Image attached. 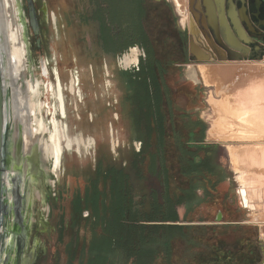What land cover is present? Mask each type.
Masks as SVG:
<instances>
[{
  "label": "rangeland",
  "instance_id": "rangeland-1",
  "mask_svg": "<svg viewBox=\"0 0 264 264\" xmlns=\"http://www.w3.org/2000/svg\"><path fill=\"white\" fill-rule=\"evenodd\" d=\"M38 1L41 2V0ZM42 1L44 4L47 3L48 11L39 12L41 32L35 33L31 25H28L31 58L34 64L39 65L40 78L45 79L46 82L50 81L52 89L56 82L55 70L56 68L59 70L67 99V117L64 121L68 123L70 133L76 135L81 132L86 138L92 136L96 139V143L90 147L82 146L80 150H76V147L73 150H66L63 154L57 184L54 187L46 184L42 186L48 195L47 202L50 204V212L43 210L44 206L40 200L36 201V206L33 205L30 208L28 226L30 229H35L34 239L36 238L40 243L36 264H57L58 259L64 258L67 243L70 244L71 253L76 250L78 253L76 255L80 256L82 247L90 242L91 230L87 227L86 221L80 222L81 228L75 232L73 237L72 233L60 229L59 224L64 221L60 209L61 206L68 205L74 191H82L87 180L96 175V169L101 160H104L105 166L117 164L128 167L134 192L141 197H146L147 205L154 193L162 194L163 187L158 176L148 170V159L138 168L132 165L135 153L139 152L137 147L141 143L142 149L143 142L136 136H132L130 122L121 112V99L126 93V87L123 85L125 77L123 72L128 71L135 75L140 71L141 64L139 67L137 64L125 68L120 63L121 56L136 44L116 48L118 41L115 40V43L114 39L119 30L124 32V27L120 20H116L118 27L111 24L113 22L108 15L111 0ZM187 6L191 10V5ZM24 7L26 8L25 3ZM144 7L143 23L151 38L154 41L159 39L155 44L161 57L164 58L167 54L169 59H181L180 48L177 44L178 41L180 44L179 33L181 32H184L185 46H190L191 52L187 53L191 64L168 66L171 77L179 82H187L191 88L190 94L194 95L193 98L188 99V104L187 99L180 98L171 101L168 99L165 105L169 124L165 157L171 192L179 193L186 181L180 172V158L171 127L172 116L184 141H188L191 137L189 122L203 120L206 124L205 143L219 144V160L231 174L229 181L214 190L210 197L197 204L193 210L187 211L184 204L177 206L179 219L184 225L186 236L175 240L171 257L160 253L154 264H264V215H262L264 214V175L262 182L258 184L260 189L257 185L256 194L260 195L259 197L256 195L258 197L256 203L259 207V213H257L261 217L256 219L254 213L244 203V198L251 201L250 196L247 190L241 188L230 154V148L233 145L236 149H241L246 147L245 145L264 144V122H262L264 118H261L264 109V98L262 99L264 93L255 92L258 89L252 84V86L249 85L250 87L241 86L243 79L250 80L260 74L254 66L264 65V43L263 46L256 48L255 53H239L238 51L239 54L222 57L224 59L218 55L220 59L217 60L216 57V60L209 61L208 65L214 69L223 68L224 64V67L227 64L228 66L237 64L240 68L236 69L235 74L230 78L233 81L229 79L228 82L224 81L227 83L224 84L218 82L217 79V83L214 80L211 85H206L202 73L198 71L196 54L191 51L192 35L182 24L181 15L173 0H144ZM54 14L57 16V22L53 19ZM139 48L141 57H144L145 50L141 46ZM43 60L48 70V75L44 76L41 68ZM249 66L254 68H250V71ZM73 75L80 78L79 87L83 97L77 92H70ZM246 86L248 90L245 91ZM240 88L242 90L245 88L244 92L240 91ZM254 88L256 90H253ZM254 93L257 95L255 96ZM251 95L255 99L252 98L253 96L250 97ZM211 96L222 100L227 98L226 105L230 101L229 106L236 105L241 110L240 112L248 107L253 116L255 115V120L253 118L252 122H242L234 128L233 132L232 127L227 125L226 127L229 128L223 138H209L208 132L216 119L213 106L209 102ZM237 99L240 101L238 102ZM42 100L50 102L51 106L54 105L55 99L51 90L42 95ZM46 109L44 108L45 114ZM254 113L262 114L261 116L257 114L261 120L258 121L259 123H256L257 115ZM48 114H46L47 118ZM53 119L56 124L57 114L55 112ZM254 121L258 125H263L255 124L254 126L252 125ZM114 135L118 143L115 148L112 143ZM201 136L202 128L199 127L194 143H197ZM251 168L258 173H261V170L264 172L263 168L255 166ZM219 212L223 215L221 221L217 220ZM34 217L35 220H33ZM13 263L12 256L10 264ZM76 264H79L78 260Z\"/></svg>",
  "mask_w": 264,
  "mask_h": 264
},
{
  "label": "trees",
  "instance_id": "trees-1",
  "mask_svg": "<svg viewBox=\"0 0 264 264\" xmlns=\"http://www.w3.org/2000/svg\"><path fill=\"white\" fill-rule=\"evenodd\" d=\"M139 1L142 23L144 0ZM132 7L128 0L113 8L114 11L109 4L111 24L118 27L116 20H120L125 35L133 32ZM141 28L146 33L142 25ZM147 51L151 53L149 48ZM164 71L163 68L156 69L154 64L142 63L135 75L123 72L126 93L121 101L122 113L130 122L132 136L137 135L136 138L143 142L132 165L138 168L148 159V170L158 176L163 192L154 193L147 205V198L134 192L128 167L105 166L101 160L96 175L87 180L84 189L74 191L72 211L68 214L72 219L69 230L72 237L81 228V221H86L91 230L90 242L82 247L80 256L76 255V250L72 252L79 264H154L160 253L171 257L175 240L186 236L177 206L184 204L187 211H191L231 179V174L219 160V144L205 143V122L201 119L189 122L191 137L188 142L182 140L172 116L180 172L186 181L179 193L171 192L165 157L168 98L159 75ZM199 127L202 136L194 143ZM84 211L89 215H83Z\"/></svg>",
  "mask_w": 264,
  "mask_h": 264
},
{
  "label": "bare ground",
  "instance_id": "bare-ground-1",
  "mask_svg": "<svg viewBox=\"0 0 264 264\" xmlns=\"http://www.w3.org/2000/svg\"><path fill=\"white\" fill-rule=\"evenodd\" d=\"M182 1L175 0L178 10H180L182 12L180 13L183 14L184 17H186V13L184 9H182L183 6L181 7ZM45 10L48 11L47 4ZM53 19H55V22H57L58 20L55 14ZM28 25L29 19L25 12L23 0H0V45L6 59V77L7 84L9 86L10 98V167L13 171L19 170L22 172L25 188L27 189L28 203L36 206V201L40 200L44 206L43 210L48 211L49 213L50 204L47 202L48 195L46 191L43 190L42 186L46 184L49 185V187H54L57 184V181L60 178V169L63 154L66 150H73L75 147L76 150H80L82 146L90 147L96 143V139L92 136L86 138L85 135L81 132L77 133L76 135H72L74 133H70L69 125L66 121H64V118L67 117V99L65 98L62 80L57 68L55 70L56 82L54 83L53 90L51 92L53 98L55 99L54 107L55 113L57 114V121L55 124L53 114L50 112L46 104V100H42V95H44L46 90V80L41 79L38 75L39 65L34 64V61L32 60L30 55L31 52L28 42ZM191 50L194 54L197 55L199 62L209 59L208 56H204L197 49L194 41L191 44ZM140 54V48L138 46H133L125 54H123V56H121L120 63H122L125 68H130L133 65H137L140 61ZM235 63L236 62H234V64ZM42 64H44V61H42ZM224 65L223 68L214 69L208 64L200 63L197 65V67L198 71L202 73L204 83L206 85H211V83L214 82V80L216 81L217 79L218 82H228V80L235 74L234 71L240 68V66H238L237 64L231 66H228L227 64L226 67H224ZM254 67L257 68L258 71H260V74L257 77H252L250 80L243 79V82L241 81V83H243L244 85L242 84L241 86H249L252 84L256 89H258L256 90L254 88L253 90H256L255 92L264 93V65L260 64ZM254 67L249 66V70L250 68ZM231 81H233V79ZM222 83L220 84L223 85ZM79 84V76L75 77L73 75L70 83V92H77L79 96H82ZM245 88H247V86ZM244 89H241L240 91L244 92ZM246 90H248V88L245 89V91ZM241 93L242 92H240V94ZM259 93L258 95H260ZM248 94L249 92L247 93V95ZM254 95L256 96L257 94L254 93ZM252 96L253 95H251L250 97ZM235 98H237V96ZM252 98L255 99L254 96ZM259 98L261 99V97ZM263 98L264 97H262V99ZM226 100L227 98H224L222 100L214 96H211L209 99V102L213 106L214 116L216 117V119L214 118L215 120L212 128H210L208 132L209 138H223L226 130L229 128L226 127L227 125H230V128L232 127L231 131L233 132V130L235 131L234 128L238 127L242 122H252L253 118L255 120V115L253 116L252 111L250 112L248 107V109L243 108L244 110L240 112L241 110H239L236 105L231 104V106L234 107L229 106L230 101H228L229 103L226 105ZM239 101L240 100H238V102ZM44 108H47L46 111L47 113H49L48 118L46 117L47 113H44ZM254 114L257 115L258 113ZM262 114L258 115H262L261 118L263 119L264 109L262 110ZM258 115L256 117V123H259L261 121ZM256 123L254 121L252 125H258ZM259 131H261L260 128ZM112 143L114 148L118 144L117 140L115 139V135L113 137ZM233 146H231L232 148H230V154L234 169L238 173L237 177L242 190H247L251 200L249 201L247 200V198H244L245 205L251 208L250 211L254 213L256 219H260L259 217H261V215L258 216L259 207L256 203L260 195L256 193L258 192L257 185L262 182L261 179L264 175V172L263 170H261L262 172L258 173L251 167L255 166L257 168L264 169V144L245 145L246 147L241 149H236V146H234L233 148ZM258 189H260V186ZM256 195L259 196L257 197ZM34 235L35 229L33 228L31 230L30 241L26 251V257L28 259H30V257H35L36 259V256L38 254L39 245L37 244L35 247L33 246ZM33 247L35 248V251ZM28 259H26L27 262Z\"/></svg>",
  "mask_w": 264,
  "mask_h": 264
},
{
  "label": "flooded vegetation",
  "instance_id": "flooded-vegetation-1",
  "mask_svg": "<svg viewBox=\"0 0 264 264\" xmlns=\"http://www.w3.org/2000/svg\"><path fill=\"white\" fill-rule=\"evenodd\" d=\"M124 1L125 0H111V8L116 9L120 7ZM128 1L133 5V11L131 12L132 19L134 20L133 32L130 33V36L129 33L125 35V32L119 30L114 39V41H118L117 45L115 44L116 48L125 44H136L138 47L141 46L145 50V56L140 58L138 67L140 66L139 64L143 63L154 64L156 69L163 68V70H165L164 73L159 72V75L163 84V89L165 90V94L169 101L184 98L187 99L188 104L191 88L187 82H179L176 78H172L171 72L168 70L169 65L181 66L191 64L187 56V53L190 52V46H185L184 32L179 33L180 44L179 41L177 42L180 48L179 55L181 56V59H169L167 54H165L164 58L161 57L155 44L159 39L154 41L145 28L143 21L141 23L139 8L140 1ZM173 2L177 7L175 0H173ZM186 2L187 0H183L181 2V7L183 6L182 9H184L186 17H184L183 14H181L182 12L177 8L179 13L181 12V22L184 26H186L187 30H189L192 35V42L194 41L197 49L204 56H208L209 58L206 61H198L197 65L200 63L208 64L209 61L216 60V57L218 60L220 59L218 55H220L221 59H224L222 57L236 55L241 52H249V54L252 52L255 53L258 46H263L264 0H188V3ZM24 3L26 5L25 12L28 16L29 24L34 29L35 33H40L41 27L39 24V12H46L45 7L47 3L44 4L42 0L41 2L38 0H25ZM188 4L191 5V10H189L187 6ZM42 6H44V8H42ZM32 8L35 10L37 21L36 25H33L31 20ZM141 25L144 27L146 33L143 32ZM147 48H149L151 55L148 53ZM238 51L240 52L238 53ZM196 58L199 60L197 55ZM41 68L43 76L48 75L45 61L44 64H41ZM49 90H51V92L53 90L50 81L46 82L45 92L49 93ZM46 104L51 110V113L54 114V105L51 106L48 101H46ZM10 192L11 197L8 207L9 228L7 232L5 252L1 258L0 264H10L12 256L14 258L13 264H36L37 261L35 257H30V259L26 257L31 230L33 229H30L28 226L30 208L33 205L29 204L27 201V189L25 188L23 174L19 170L13 171ZM73 196L74 192L69 199L68 205L61 206L60 209V214L63 216L64 221L62 224H59V227L60 229H65L69 233L72 219L68 214L72 211L71 203ZM36 240L37 239H34L33 237L34 247L37 244H40L39 242L36 243ZM69 245L70 244L67 243L66 252L63 254L64 258L58 259L57 264H76L75 255L69 252ZM34 247L33 249L35 251ZM26 259H28V262Z\"/></svg>",
  "mask_w": 264,
  "mask_h": 264
},
{
  "label": "water",
  "instance_id": "water-1",
  "mask_svg": "<svg viewBox=\"0 0 264 264\" xmlns=\"http://www.w3.org/2000/svg\"><path fill=\"white\" fill-rule=\"evenodd\" d=\"M32 24L36 25L35 10H31ZM195 76V73L193 72ZM192 75V76H193ZM192 79V78H191ZM195 81V79H192ZM190 98L194 95L190 94ZM10 98L9 86L6 77V59L0 45V261L5 252L7 232L9 228L8 207L11 197V177L13 170L10 167ZM222 212H219L217 220L221 221Z\"/></svg>",
  "mask_w": 264,
  "mask_h": 264
},
{
  "label": "built area",
  "instance_id": "built-area-1",
  "mask_svg": "<svg viewBox=\"0 0 264 264\" xmlns=\"http://www.w3.org/2000/svg\"><path fill=\"white\" fill-rule=\"evenodd\" d=\"M141 55H142V54H140V57H141ZM140 149H141V143H140V146L137 147V150H138V151H140ZM84 215H85V216H88V215H89V212H88V211H85V212H84Z\"/></svg>",
  "mask_w": 264,
  "mask_h": 264
}]
</instances>
